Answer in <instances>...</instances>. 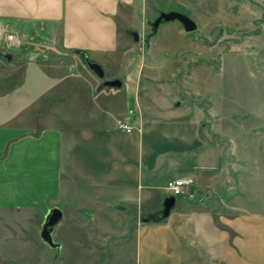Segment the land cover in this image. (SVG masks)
<instances>
[{
	"label": "crops",
	"instance_id": "1",
	"mask_svg": "<svg viewBox=\"0 0 264 264\" xmlns=\"http://www.w3.org/2000/svg\"><path fill=\"white\" fill-rule=\"evenodd\" d=\"M185 1L0 0V45L4 46L3 37L8 34L21 41L13 48L14 58L24 62L25 71L34 68L35 74L31 83L23 78L17 86L30 84L33 103L39 106L31 116L0 125V210L35 212L45 217L50 209L60 208L64 214L62 222L72 221L66 227L59 229L62 222L55 227L53 238L59 251L65 245L73 252L89 250L86 246L92 243L99 251L102 248L98 245L108 243L121 250L122 240L111 237L124 234L116 227L121 224L97 221L116 220L117 212H121L144 219L135 228L137 264H198L208 250L226 264H264V211H229L219 219L221 228L212 213L192 208L176 212L177 204L168 218L163 217L164 205L144 213V203L151 201L159 189L166 188L169 181L191 175L197 180L199 192V188L205 187V179L216 177V172L207 173L200 164L175 165L187 153L200 160L199 131L186 126L189 133L182 134L180 125L151 119L153 113L144 107L139 94L129 103L124 119L109 114L100 125L88 127L53 123L62 116L56 114L57 107L75 98L73 89L82 86L89 95L96 88L88 90L77 77L86 80L78 71L80 63H71L75 52L82 59L88 57L100 64L99 60L105 58L109 67L120 66L113 60L126 48L124 43L131 40L135 25L140 22L146 27L167 5L185 8ZM41 55L64 60L67 68L57 67L59 74L54 76L59 79L54 83L61 87L42 73L37 64ZM133 79L130 72L126 83ZM159 106L168 114L165 119H169L170 102ZM43 118L49 120L43 123L46 125H32L33 120L42 122ZM117 120H123L134 130L118 129ZM156 122L160 124L153 125ZM234 192L231 188L229 202ZM169 197L166 192L163 198ZM183 199L189 200L176 198V203ZM100 204H109L112 209L107 211ZM90 220L95 222L91 224ZM85 235L88 237L83 238ZM73 255L71 264L89 262L88 253Z\"/></svg>",
	"mask_w": 264,
	"mask_h": 264
},
{
	"label": "rangeland",
	"instance_id": "2",
	"mask_svg": "<svg viewBox=\"0 0 264 264\" xmlns=\"http://www.w3.org/2000/svg\"><path fill=\"white\" fill-rule=\"evenodd\" d=\"M170 6L160 10L146 27L140 22L135 25L130 35L132 41L124 43L126 48L115 55L117 60H113L120 66L109 67L108 59L99 60L105 72L104 80L88 68L79 52H75L71 63L76 60L80 63L78 71L86 80L77 77L84 81L88 90L96 88L89 95L82 86L79 90L73 89V97L78 100L70 99L65 103L67 106H58L56 114H62L63 118L53 123L88 127L100 125L109 114L124 119L129 103L139 94L144 107L153 113L151 119L180 125L182 134H188V128L199 131L200 160L187 153L181 155L175 165L200 164L207 173L216 172V177L205 179V187L196 192L199 196L195 201H178L175 211L191 208L207 211L215 216L221 228L219 219L229 211L235 214L243 209L264 211V0H186L185 8ZM170 12L189 16L197 29L187 33L178 20L154 26L162 13ZM134 33L138 34V41ZM8 35L3 37L4 46L0 45V125L8 124L7 120L18 122L20 117L31 116L39 110L33 103L30 84L17 86L23 78L29 83L33 81L34 68L25 71L24 62L14 58L13 48L21 45V41L18 38V44L9 45ZM56 45L54 47L59 49ZM125 53L127 55L122 58ZM63 61L41 55L37 64L56 84V80L59 82L58 77L54 78L59 74L57 67L67 68ZM130 72L134 79L126 83ZM74 74L78 75L76 70ZM112 78L126 85L121 89L106 88L104 82ZM55 86L61 87L60 84ZM166 101L170 102L169 119H165L168 114L159 106ZM41 121L33 120L32 125L41 128L49 120L43 118ZM157 124L160 122L153 123ZM231 188L235 192L229 202ZM164 189H159L151 201L144 203V213L163 207ZM99 206L107 207V211L112 209L108 208L109 204ZM117 214L116 220L97 221L121 224L116 227L124 234L111 235L122 240L121 250L118 245L108 243L98 245L102 248L99 251L92 243L86 246L89 250L73 252L66 245L59 251L42 241L46 216L0 210V264H71L76 253H88L87 264H137L135 228L144 223V219ZM70 221L62 222L59 229ZM90 221L91 224L95 222ZM221 261L208 250L198 264H220Z\"/></svg>",
	"mask_w": 264,
	"mask_h": 264
},
{
	"label": "water",
	"instance_id": "3",
	"mask_svg": "<svg viewBox=\"0 0 264 264\" xmlns=\"http://www.w3.org/2000/svg\"><path fill=\"white\" fill-rule=\"evenodd\" d=\"M175 20H178L184 26V29L187 33L194 32L197 29V24L194 20H192L189 16L179 12L162 13L156 20L154 26L158 27L159 24L164 21L171 22ZM134 38L136 41L139 40V36L137 33H134ZM84 60L91 71H93L101 80L105 79L104 69L99 63L91 61L88 57H84ZM104 86L106 88L120 89L123 87V82L118 78L114 80H106L104 82ZM175 204L176 198L174 197H169L165 200L163 211L164 218H168L170 216ZM63 220V211L58 207L50 209L44 219L41 231V239L51 248L60 249V246L54 241L53 232L55 230V227L59 225ZM220 264L226 263L222 261L220 262Z\"/></svg>",
	"mask_w": 264,
	"mask_h": 264
},
{
	"label": "built area",
	"instance_id": "4",
	"mask_svg": "<svg viewBox=\"0 0 264 264\" xmlns=\"http://www.w3.org/2000/svg\"><path fill=\"white\" fill-rule=\"evenodd\" d=\"M9 45L15 46L20 41L17 36L10 34L7 37ZM133 111L129 112V115H132ZM117 128L126 132H132L134 128L123 120H117ZM196 188L197 182L196 179L191 175H185L176 179H173L168 182L166 186V192L170 197L174 198H186L193 200L196 197ZM194 190V192H193Z\"/></svg>",
	"mask_w": 264,
	"mask_h": 264
},
{
	"label": "flooded vegetation",
	"instance_id": "5",
	"mask_svg": "<svg viewBox=\"0 0 264 264\" xmlns=\"http://www.w3.org/2000/svg\"><path fill=\"white\" fill-rule=\"evenodd\" d=\"M114 79H117V78H112V79H107V80H114Z\"/></svg>",
	"mask_w": 264,
	"mask_h": 264
}]
</instances>
